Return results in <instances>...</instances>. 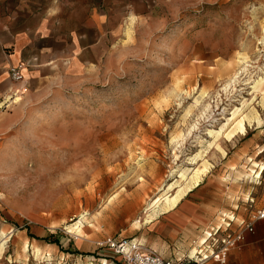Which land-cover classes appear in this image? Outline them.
Segmentation results:
<instances>
[{
    "label": "rangeland",
    "instance_id": "obj_1",
    "mask_svg": "<svg viewBox=\"0 0 264 264\" xmlns=\"http://www.w3.org/2000/svg\"><path fill=\"white\" fill-rule=\"evenodd\" d=\"M109 7L105 34L80 36L74 50L63 37V58L0 113V264H101L71 244L105 237L149 248L163 213L152 204L168 205L204 165L195 186L207 177L223 194L208 196L218 211L190 234L196 245L264 205V171L249 173L252 162L264 168V86L253 89L264 73V0ZM254 228L226 264H264Z\"/></svg>",
    "mask_w": 264,
    "mask_h": 264
},
{
    "label": "crops",
    "instance_id": "obj_2",
    "mask_svg": "<svg viewBox=\"0 0 264 264\" xmlns=\"http://www.w3.org/2000/svg\"><path fill=\"white\" fill-rule=\"evenodd\" d=\"M143 3L166 5L167 8L173 6L176 0H0V99L10 90L23 89L26 92L33 89L45 77L47 68L63 58L64 47H68L63 37H70V47L74 50L75 46L79 48L80 36L105 34V28L109 26L110 4H126L133 12L134 4ZM18 64L24 65V81L12 83L8 71ZM206 178L175 207L152 219L150 224L154 236L147 242L149 249L165 259L195 264L192 259L209 244L210 241L205 242L208 236L217 230L224 231L222 225L215 230L211 228L199 245H196L195 237L190 236L192 231L207 228L218 211L208 196L223 194L220 192L223 187H218L213 181L204 182ZM232 187L230 185L227 190ZM229 204L227 200L223 207ZM258 233V240L264 243V221H258ZM99 241L90 245L74 242L71 247L75 253L88 257L92 254V258L99 257L97 260L101 264H110L106 253L96 251ZM193 245L196 247L192 248ZM232 251L228 252L224 262L210 259L201 264L230 263ZM260 262L264 263V257Z\"/></svg>",
    "mask_w": 264,
    "mask_h": 264
},
{
    "label": "built area",
    "instance_id": "obj_3",
    "mask_svg": "<svg viewBox=\"0 0 264 264\" xmlns=\"http://www.w3.org/2000/svg\"><path fill=\"white\" fill-rule=\"evenodd\" d=\"M23 68V64L9 68L8 76L12 83H22L24 81ZM24 93L23 89L10 90L5 93L0 99V113L16 105V100ZM232 221L233 219H229L224 225L221 238L215 239L211 234L208 236L205 242L210 241L209 244L203 252L199 250L195 254V258L192 259L195 264H201L210 259L224 262L228 252L245 240V233H253L255 223L264 221V205L247 222L242 223V227L236 231L230 229ZM218 231L213 235H216ZM96 251L98 253L105 252L108 259H110V264H184L181 260L161 257L139 240L133 238L106 237L97 242Z\"/></svg>",
    "mask_w": 264,
    "mask_h": 264
},
{
    "label": "bare ground",
    "instance_id": "obj_4",
    "mask_svg": "<svg viewBox=\"0 0 264 264\" xmlns=\"http://www.w3.org/2000/svg\"><path fill=\"white\" fill-rule=\"evenodd\" d=\"M127 34L129 35L128 31ZM242 56V55H241ZM244 58V57H243ZM240 62V61H239ZM247 66V65H246ZM246 66L244 68H241L238 72H236L232 78L229 79L228 83L224 84L222 91L223 92H227L229 91L231 88H233L235 86L236 83L239 82V77L241 76L242 73H244V71H246ZM262 70H260L261 72ZM254 86L253 89L255 90H260V88L262 86H264V73H262V77H259L257 80L253 81ZM20 101V99L18 98L16 100V104ZM211 109V105L210 103H207L205 106H203V110L200 113V116H205ZM245 116V115H244ZM234 117H232L233 119ZM248 118V117H247ZM230 120V118H229ZM238 122V121H237ZM194 127H191V129L189 130L192 131ZM194 130V129H193ZM238 130L240 132H244V125L243 122L240 121L238 123ZM202 166V165H201ZM255 169H259V171H255ZM208 171V166L204 165L202 168L197 169L193 172L190 180H188L185 184L183 185H177L176 190L174 191L173 195L170 197L169 199V204L166 205L165 203L162 202L161 198H157V200L152 204L151 208H155V207H160L162 209V211H167L170 208L175 207L185 196L188 192L191 191V189L195 186L196 182H198L201 177L203 175H205ZM264 171V168L260 167L259 165H257V163L252 162L251 164V168L249 169V173L251 175H256V178H259L260 173ZM184 177V176H183ZM146 212V211H145ZM149 220H151V216H148V219L146 222H148ZM78 229V228H77Z\"/></svg>",
    "mask_w": 264,
    "mask_h": 264
},
{
    "label": "trees",
    "instance_id": "obj_5",
    "mask_svg": "<svg viewBox=\"0 0 264 264\" xmlns=\"http://www.w3.org/2000/svg\"><path fill=\"white\" fill-rule=\"evenodd\" d=\"M31 238L39 240V238L34 237V236H32ZM56 242H57L56 240H52V241L50 240V243H52V244H54V243H56Z\"/></svg>",
    "mask_w": 264,
    "mask_h": 264
}]
</instances>
